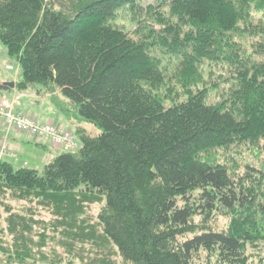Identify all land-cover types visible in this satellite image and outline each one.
<instances>
[{"label":"trees","instance_id":"trees-1","mask_svg":"<svg viewBox=\"0 0 264 264\" xmlns=\"http://www.w3.org/2000/svg\"><path fill=\"white\" fill-rule=\"evenodd\" d=\"M141 1L0 0L18 90L59 91L103 130L79 128L81 147L42 172L1 158L0 199L19 204H3L1 261L264 264L248 255L264 243V168L237 158L264 153V0ZM205 65L228 73L212 104Z\"/></svg>","mask_w":264,"mask_h":264},{"label":"rangeland","instance_id":"rangeland-1","mask_svg":"<svg viewBox=\"0 0 264 264\" xmlns=\"http://www.w3.org/2000/svg\"><path fill=\"white\" fill-rule=\"evenodd\" d=\"M151 2H153V0H142L141 5L143 7H146ZM129 18H130L129 12L123 13L121 17H119L120 20L117 21L118 26L125 28L126 25H129L132 28L129 22L130 21ZM170 68L171 69H170V72L167 74V78L170 81V85L173 86L175 91L178 92L180 88L178 87L177 79L175 77V73L179 69L178 63L172 65ZM201 69L203 70L202 72L204 74L205 81L207 82L211 81L212 83L210 84H213L211 85L213 86V88H212L211 94L209 95L208 103L210 104L216 103L219 101V93L224 91L225 88L228 89L227 87L229 86V84H225L224 82L225 80L228 79V73L226 72L227 70L222 65L218 67H211L210 65H205ZM22 79H23V73H22L21 65H20L18 58L16 56L10 55L7 46L3 44L2 42H0V90L3 85L14 83L17 81L20 82L22 81ZM218 84H220L219 87H217ZM40 86L41 85H37V87H33V89H35L34 93H37L36 91L41 88ZM32 91L33 90L28 89L26 92H32ZM25 94H28V93H25ZM181 95L183 97L182 93ZM54 101L57 103L55 105L56 106L58 105L61 108L60 110L61 115L67 114L70 117V119L73 121L71 129H72L73 135L75 136L77 143L80 144V147H81L82 141L79 138V136L76 134V131L79 128L84 129L86 133L92 137H98L103 133V130L97 125L87 122L85 120L79 119L78 117H80V113L77 110V108L73 105L72 101H70L69 99L65 98L64 96H59V97H56L53 101L51 100V103L54 104ZM37 117L36 119L40 121ZM2 126L4 129V132L7 135L11 130L8 131L5 125L3 124ZM18 132H21V131H18ZM12 133H14V131ZM23 134H26L32 137L33 139L27 137L26 135H21V137L24 139V142L19 143L18 141L14 140V134H12L7 143V139H5V137L1 135L0 133V160L3 159L6 161V159L11 158L8 156L9 154L10 155L12 154L13 158H15V155H16L17 159L13 160L15 161L13 164L16 167L21 168L27 165L31 169H36L39 172H42L47 164L52 162L55 157H58L59 155L63 153V151L59 149L57 146H55L52 140L48 137L44 138L40 136H32L27 133H23ZM48 139L51 140V142L56 148H53L51 146V142ZM41 143L44 145V147L36 145V144H41ZM5 149H8L9 153L5 154ZM234 150L239 153V150L237 148ZM239 154H240V157L238 156L237 158H241L244 162L254 164L255 166L259 168H264V153L259 155L257 153H252L251 151L243 150V152L240 151ZM244 162L240 161L236 163L243 165L245 164ZM237 169L239 172L241 171L242 168L238 167ZM233 171H236V170H233ZM6 198L7 199L5 198L0 199V225L5 222V218L7 217L4 211L3 204L12 205L13 207H17L19 205L15 200H10L9 197H6ZM45 215H47V218L48 217L51 218V214L49 212L45 213ZM215 221H217L215 225L219 228H224L228 223V219L223 216L216 217ZM9 240L11 241L10 238ZM248 255L251 258L250 262H255V263L264 262V243L258 245L256 248L250 247ZM1 258L4 259L3 257ZM1 258H0V264H9L7 262L1 261L2 260Z\"/></svg>","mask_w":264,"mask_h":264},{"label":"crops","instance_id":"crops-1","mask_svg":"<svg viewBox=\"0 0 264 264\" xmlns=\"http://www.w3.org/2000/svg\"><path fill=\"white\" fill-rule=\"evenodd\" d=\"M18 82L19 81L14 82L15 84L14 88H11L7 85H3L0 90V98L4 97L9 100H14L15 98H19L18 100L19 103L17 104L15 108L17 112H23L26 114H30L34 117L38 116L37 118L43 123L51 122L60 130L72 132L71 126H72L73 121L70 119V117L67 114L61 115V111L55 105V101H54V104L51 103V100L53 101L56 97L61 96L59 91L53 94L44 93V92L38 93L37 91H36L37 93H34V89H31L33 90L32 92H26V91L20 92L17 88ZM25 93H28V94H25ZM13 131L14 133H12ZM0 133L1 135L5 137V139H7V143L12 134H14V140L18 141L19 143L24 142V139L21 137V135H26V134H23L22 132H18L15 130H11L6 135V133L4 132L3 126L1 124H0ZM26 136L29 138H32L28 135ZM49 141L51 142V140ZM36 145L44 147L42 143L36 144ZM51 146L53 148H56L52 144V142H51Z\"/></svg>","mask_w":264,"mask_h":264},{"label":"built area","instance_id":"built-area-1","mask_svg":"<svg viewBox=\"0 0 264 264\" xmlns=\"http://www.w3.org/2000/svg\"><path fill=\"white\" fill-rule=\"evenodd\" d=\"M17 101L0 100V124L5 125L8 131H21L32 136L48 137L55 146L65 152L75 151L78 148L74 136L56 128L52 123H41L34 117L16 112Z\"/></svg>","mask_w":264,"mask_h":264},{"label":"water","instance_id":"water-1","mask_svg":"<svg viewBox=\"0 0 264 264\" xmlns=\"http://www.w3.org/2000/svg\"><path fill=\"white\" fill-rule=\"evenodd\" d=\"M7 86H10L11 88H14L15 84L14 83H9V84H7Z\"/></svg>","mask_w":264,"mask_h":264}]
</instances>
